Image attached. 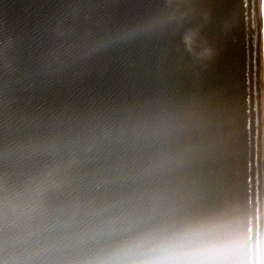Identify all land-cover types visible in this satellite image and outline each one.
<instances>
[{
  "label": "water",
  "instance_id": "obj_1",
  "mask_svg": "<svg viewBox=\"0 0 264 264\" xmlns=\"http://www.w3.org/2000/svg\"><path fill=\"white\" fill-rule=\"evenodd\" d=\"M231 2L214 10L194 0H0V180L51 174L62 184L49 195L53 216L103 208L138 223L196 216L184 246L205 264H231L250 215L251 259L257 251L263 264L264 65L252 28L260 8ZM202 28L214 41L197 37L194 57L182 37ZM177 88L192 104L184 134L180 119L162 128L157 105ZM220 93L225 104L215 108ZM225 140L241 147L231 162L249 153L235 176L249 179L248 215L247 190L220 159ZM184 163L204 171L172 194L171 172ZM221 193L226 207L202 203Z\"/></svg>",
  "mask_w": 264,
  "mask_h": 264
},
{
  "label": "clouds",
  "instance_id": "obj_2",
  "mask_svg": "<svg viewBox=\"0 0 264 264\" xmlns=\"http://www.w3.org/2000/svg\"><path fill=\"white\" fill-rule=\"evenodd\" d=\"M134 35L130 31L124 38ZM182 42L194 57L200 55L195 31L186 32ZM61 186L51 174L21 183L0 180V264H205L209 259L184 246L196 216L138 223L106 208L53 216L49 195Z\"/></svg>",
  "mask_w": 264,
  "mask_h": 264
}]
</instances>
